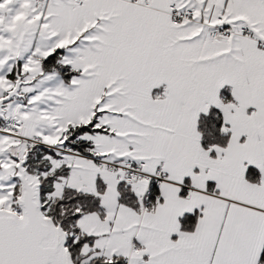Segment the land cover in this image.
Listing matches in <instances>:
<instances>
[{"label":"snow or ice","instance_id":"6c2138e0","mask_svg":"<svg viewBox=\"0 0 264 264\" xmlns=\"http://www.w3.org/2000/svg\"><path fill=\"white\" fill-rule=\"evenodd\" d=\"M0 264H264V0H0Z\"/></svg>","mask_w":264,"mask_h":264}]
</instances>
